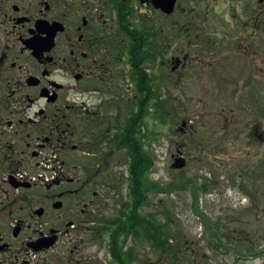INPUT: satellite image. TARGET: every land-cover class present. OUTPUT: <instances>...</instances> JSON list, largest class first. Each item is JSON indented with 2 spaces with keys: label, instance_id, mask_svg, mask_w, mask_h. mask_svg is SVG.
I'll return each mask as SVG.
<instances>
[{
  "label": "flooded vegetation",
  "instance_id": "obj_1",
  "mask_svg": "<svg viewBox=\"0 0 264 264\" xmlns=\"http://www.w3.org/2000/svg\"><path fill=\"white\" fill-rule=\"evenodd\" d=\"M194 1L185 12L206 18L210 7L203 13L205 0ZM231 1L240 16L215 22L225 27L224 40L209 41L195 26L197 40L181 33L177 55L163 63L172 72L194 65L217 80L214 57L223 49L237 55L243 73L236 79L261 99L264 0ZM138 63L148 86V0H0V253H34L37 264L88 263L73 259L79 246L67 237L80 223L91 230L101 189L116 185L105 180L108 162L120 149L129 156L136 120L147 119L139 136L148 145V113L136 104ZM47 160L59 163L55 177L27 181L24 173L35 177ZM81 160L84 174L72 176Z\"/></svg>",
  "mask_w": 264,
  "mask_h": 264
},
{
  "label": "rangeland",
  "instance_id": "obj_2",
  "mask_svg": "<svg viewBox=\"0 0 264 264\" xmlns=\"http://www.w3.org/2000/svg\"><path fill=\"white\" fill-rule=\"evenodd\" d=\"M196 3L177 0L176 10L169 17L153 12L149 5L148 17L159 20L165 42L177 44L176 38L184 31L190 33L184 35V41L195 42V26L203 37H210L209 41H221L226 29L216 20L228 22L231 14L240 16L231 0H205L200 4L203 13L210 7L207 17L194 18L192 10H185ZM176 47H167L169 51L160 61L176 56ZM194 49L193 44L189 50ZM236 57L223 49L215 55L217 80H205L194 65L172 72L162 62L148 69L161 78L162 98L173 113L151 144L154 167L150 178L159 185L172 183L173 188L170 195L161 188L147 194L144 212L153 213L160 222L171 218L172 236L176 238L171 243L177 247L179 264H264V96L259 99L236 79L243 73L242 67L237 69L234 65L238 62ZM120 120L126 124L129 115ZM178 157L185 159V165L174 169L172 164ZM128 163L122 149L108 162L105 180L116 185L114 188L108 184L111 187L106 188L102 184L103 196L96 200L95 221L89 219V227L117 216L120 200L127 197ZM78 164L72 176L84 174L87 163L81 160ZM99 179L95 178L97 182ZM76 227L67 237L71 244L79 246L73 259L108 264V249L101 240H94L92 228L87 230L82 223ZM210 228L217 234H212ZM123 250L136 256L129 264H157L158 252L148 240L129 237ZM65 251L60 249L59 255L66 256ZM163 260L171 264L170 257L164 256Z\"/></svg>",
  "mask_w": 264,
  "mask_h": 264
},
{
  "label": "trees",
  "instance_id": "obj_3",
  "mask_svg": "<svg viewBox=\"0 0 264 264\" xmlns=\"http://www.w3.org/2000/svg\"><path fill=\"white\" fill-rule=\"evenodd\" d=\"M153 12L155 11L153 10ZM163 32L164 29L162 30L160 27L159 20L148 17V69H154L159 63L162 64L163 61L160 60L165 57L166 52L177 46L176 43L172 44V41L166 40L165 42L162 38ZM180 38H176V41L179 42ZM137 50V57L141 56L139 48ZM137 68L136 104L143 108L144 115L148 113V153L147 145L141 142L142 139L139 136L141 129L147 128L145 126L147 124L144 122L147 119H142L141 123H137L136 120L132 127L134 129L130 132L132 134L130 138L133 137V139L127 141L129 146V156L127 157L129 163L125 177L127 197L120 200L118 209L120 214L108 220L102 219V223L94 228L92 234L94 240H106L108 264H129L133 259H136L132 251L123 250L129 237L135 241L148 240V243H151L158 252L157 264H167V261L163 260L164 256L170 257L171 264H179L177 247L171 243V240L176 239L172 236L174 227L172 229L171 218L168 217L160 222L156 220L157 217L153 213L144 212L147 194L157 192V189L161 188L163 193L170 195L173 188L172 183L159 185L150 178L154 167L151 144L162 133L161 130L166 124V119L172 117L173 113L168 108L169 103L162 98L161 78L155 75L156 71H148V86H146L139 74V63ZM126 140L123 138L124 144H127ZM197 187L194 185V190H197ZM210 230L213 232L212 234H217L212 228Z\"/></svg>",
  "mask_w": 264,
  "mask_h": 264
},
{
  "label": "water",
  "instance_id": "obj_4",
  "mask_svg": "<svg viewBox=\"0 0 264 264\" xmlns=\"http://www.w3.org/2000/svg\"><path fill=\"white\" fill-rule=\"evenodd\" d=\"M145 1L146 0H142V2ZM148 3H151L155 9H159L164 14H171L174 11L176 0H148ZM182 125L184 126L185 123L183 122ZM184 164H185L184 159L177 158L175 160V163L172 165V167L179 169L182 168ZM21 185H25V184H21ZM35 250H39V249L35 248Z\"/></svg>",
  "mask_w": 264,
  "mask_h": 264
}]
</instances>
